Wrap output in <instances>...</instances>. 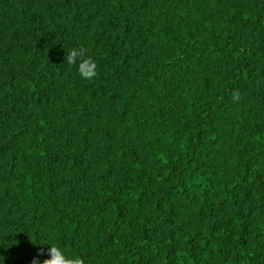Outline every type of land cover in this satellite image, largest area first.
Segmentation results:
<instances>
[{
    "label": "trees",
    "instance_id": "obj_1",
    "mask_svg": "<svg viewBox=\"0 0 264 264\" xmlns=\"http://www.w3.org/2000/svg\"><path fill=\"white\" fill-rule=\"evenodd\" d=\"M50 244L264 264V0H0V264Z\"/></svg>",
    "mask_w": 264,
    "mask_h": 264
},
{
    "label": "clouds",
    "instance_id": "obj_2",
    "mask_svg": "<svg viewBox=\"0 0 264 264\" xmlns=\"http://www.w3.org/2000/svg\"><path fill=\"white\" fill-rule=\"evenodd\" d=\"M64 63L69 66H75L81 79L93 80L98 76V64L95 59L87 55L86 50L76 47L67 50ZM232 100L233 102L239 101L240 95L234 93ZM47 251L50 253L51 258L41 261L40 257L45 255V250L41 248L31 264H85V259L82 255H70L57 244H50V248Z\"/></svg>",
    "mask_w": 264,
    "mask_h": 264
}]
</instances>
